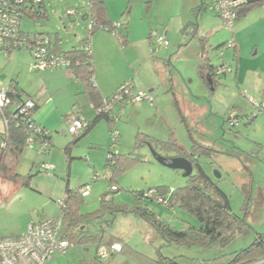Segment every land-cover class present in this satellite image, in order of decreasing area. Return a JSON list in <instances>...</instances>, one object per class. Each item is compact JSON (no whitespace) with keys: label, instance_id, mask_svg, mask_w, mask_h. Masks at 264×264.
<instances>
[{"label":"rangeland","instance_id":"374dc122","mask_svg":"<svg viewBox=\"0 0 264 264\" xmlns=\"http://www.w3.org/2000/svg\"><path fill=\"white\" fill-rule=\"evenodd\" d=\"M142 2L133 0L132 4L137 7ZM44 5L48 18L34 21L27 16L24 28L50 33L54 38L58 34L65 47L71 46L70 40L76 33L87 35L88 19L84 20L83 14L88 11V0H44ZM186 5L187 0L155 2L151 14L153 27L162 34L165 29L169 33L163 46L158 49L152 46L156 57L162 50L165 57L170 53L166 65L170 61L174 74L167 76L166 82L173 77L174 82L179 83L181 77L177 70L181 71L187 77V86L196 104L184 107L180 104L182 113L170 83L169 86L157 84L158 92L144 88L151 93L153 101H139L127 104L123 110L116 109L114 127L120 134L117 143H114L110 122L106 119L83 136L69 131L68 115L80 112L85 114L80 117L87 119L96 116L82 81L54 76L49 70H34L33 56L26 48L15 49L9 56L0 49V90L16 84L25 96L38 99L41 106L35 118L52 133L53 141L50 150L47 147L43 153L40 141L25 148L18 172L33 174L29 186L13 191L11 183L0 180V237L24 234L33 221L63 218L60 201L66 202L67 188L79 190L87 185L90 191L79 199L77 212L80 216L72 228L80 224L93 234L107 231L108 240H119L124 250L108 251L102 256L96 242L74 240L66 252H55L46 264H161L176 256L187 257L183 259L184 264H191L193 260L204 261L241 250L264 234V111H259L253 101H264V95L252 87L253 81L256 82L252 73L246 85L241 80L237 84L235 79L239 51L244 66H259L260 58H264V5L242 15L232 28L224 26L215 11L198 8L193 14V24L184 30L178 12ZM69 10H73V14H67ZM101 31L104 30L93 35L92 44L94 36ZM232 39L237 40L238 51L224 46ZM204 46L212 64L227 63L233 69L219 75L216 88L205 83L198 72ZM97 49L93 76L98 89L101 86L110 95L129 81L142 90L139 89L141 78L156 75L152 62L135 65L134 51L122 44L121 47L112 44L106 51H100L99 46ZM156 81H160L159 76ZM201 81L204 88L199 87ZM184 87L179 86L178 90L183 92ZM231 111L237 112L238 124L228 122ZM148 135L159 140L157 145L153 143L155 147ZM174 141L185 150H191L195 143L210 148L208 153L200 152L196 158L199 156L204 170L229 195L235 215L245 219L243 228L225 246L167 243L148 219L132 211H121L124 208L132 210L136 191L161 187L170 194L187 184L188 177L182 169L160 163L153 153L155 149L165 157L179 156L181 152L171 144ZM66 147H69L67 151ZM112 152L136 158L115 176L118 191H113L112 183L104 178L107 159ZM43 166L48 169L42 170ZM104 193L108 194L107 200H111L105 201L106 204H110L115 214L107 208L106 215L99 221L93 216L101 209ZM5 196L9 197L2 201ZM149 208L156 218L172 227L184 229L200 225L196 215L179 205L171 207L164 202L149 201ZM66 219L64 225L70 222Z\"/></svg>","mask_w":264,"mask_h":264},{"label":"trees","instance_id":"16d2710c","mask_svg":"<svg viewBox=\"0 0 264 264\" xmlns=\"http://www.w3.org/2000/svg\"><path fill=\"white\" fill-rule=\"evenodd\" d=\"M156 1L157 0H147V9H150L153 3ZM261 5H264V0L255 3L242 4L237 9L238 16L236 21H238L242 15L247 14L253 8ZM87 6L88 11L83 15L84 20L88 19V24L86 26L88 32L87 36L80 41L79 45L73 46L69 49H65L58 34L54 38L50 33L26 29L24 26L22 27V30L33 36L43 34L44 36L46 35L49 37L53 50L56 53L64 55V57L70 61V66L67 68L73 72L74 79L82 81L85 87L88 89L90 98L92 100V105L100 106L102 105L105 98L101 96L100 90L98 89L93 76L95 72V66L94 55L91 49L92 37L98 30L102 29L104 31L113 33L118 37L120 43L123 46H126L127 38L126 35L124 37L122 32V29L125 30L126 28V22L124 23L120 20L113 21L110 18L108 6L105 0H88ZM205 7V3H203V5L200 3L198 6V8L201 10H204ZM35 8L36 11L33 13L28 12L29 10L27 11L23 18V22L27 16L28 18H32L34 21L40 18H48L49 15L44 5V0L38 2L35 5ZM206 9L209 8L206 7ZM91 23H93L92 27H90ZM151 36L152 39H154L153 34H151ZM228 43L229 41L224 43V46H227ZM152 45L154 46L153 40ZM88 46H90L91 54H89L87 49ZM235 47L236 45L234 48ZM19 48L22 47L6 48L3 42L0 40V49L4 50L7 56H9L13 50ZM28 50L32 53L31 49L28 48ZM200 57L201 61L198 72L201 79L208 85L215 86L219 82V75H217L215 72L217 65L210 62V58L206 53L205 46L202 49ZM119 89L120 86L117 88L114 94H116ZM114 94H111L106 98H110ZM7 95L11 99V104L0 107V180H5L11 183L14 186L13 191H17L23 187L29 186L33 176L31 173L23 175L18 172L19 161L24 153L25 148L28 146V137L34 133L36 139L35 142L40 141L41 148L43 143L47 142L46 147L41 151L42 153L46 151L47 147L49 148L48 150H50L53 141L51 132L38 123L35 119L34 115L40 106L38 102L30 98L36 102V105L31 109L29 115H27L20 113V110L17 108L19 103L28 99L23 98L22 90L16 84H11V88L7 91ZM125 106L126 105L119 104L116 107H120L122 109ZM114 110L103 111L100 113L95 111V118L92 120H87V126L85 129L79 133L73 134L76 135L82 133L80 136H83L89 133L94 128V126L103 119H106L110 122V130L113 134L115 131L114 123L117 120L116 117L113 116ZM30 123H35L36 125L40 126L42 130H48L49 133L41 134L40 132H36L33 128L31 129ZM147 137L152 139L153 142L151 141V145L155 147L154 144L157 145L159 140L151 135H148ZM119 138L120 134L119 137H114V143H117ZM148 142L150 141L148 140ZM171 144L178 148V150L181 152V156L189 158L194 164L193 173L188 177L187 184L183 187L175 189L174 191H170V194H168L166 189L163 190L161 187L136 191L135 206L132 208V210L124 208L121 209V211L126 213L132 211L136 215L148 219L153 228L167 243L197 244L206 247L227 245L232 241L233 237L236 236L237 232L243 228V225H245V219L235 215L229 195L219 186L218 182L214 181L204 170V167L198 160L199 156L196 158L197 154L200 152L208 153L210 148L205 145L195 143L191 150H185L175 141ZM168 145L169 144L165 146ZM68 148L69 147H66L65 151H67ZM134 156L137 157V155ZM170 158L171 157H167V159ZM135 159L136 158L133 156L124 157L121 154L115 155L113 152L108 157L106 167L111 169L113 173V176L109 179V181L112 183L111 189L113 191L119 190L115 176L119 172L124 171L128 163ZM114 186H116V189L113 188ZM151 189H157L165 197L168 206L174 207L175 205H179L196 215L200 221V225H189L184 229H178L156 218L153 211L149 208V201L157 202L155 198L148 195V191ZM79 190H73L69 187L67 188L68 197L65 204L62 206L64 210V217L62 219L64 221V219L68 218L70 222H67L65 225L63 222L61 237L67 239L71 245L74 240L82 242V240L87 239L96 242L99 247H111L114 243L119 242V240H108L107 231H103L102 233L95 232V234H93L94 232H88V229H86L88 228L87 226H81L80 224L77 227L76 224L72 228L73 222L78 220L80 216L77 212V209L79 199H81V196L83 195L79 192ZM107 195L108 194L106 193L102 195L101 209L97 210L95 212L96 214L93 216L94 218H98L99 221L104 215H106L107 208H109L110 212L112 211L110 204H106L105 202L111 201L107 200ZM8 197L9 196H5L2 198V201L7 200ZM111 213L115 214L114 211ZM68 219H66V221H68ZM111 223L112 221L110 220L109 224ZM101 229L104 230V228ZM123 250L124 246L122 244L121 251ZM111 252L113 253L119 251ZM262 258H264V234H260L255 238L254 243L241 250L222 254L204 261L193 260L191 261V264H250ZM183 259H187V257L176 256L169 258L167 262H163L161 264H184Z\"/></svg>","mask_w":264,"mask_h":264},{"label":"built area","instance_id":"2783aa9c","mask_svg":"<svg viewBox=\"0 0 264 264\" xmlns=\"http://www.w3.org/2000/svg\"><path fill=\"white\" fill-rule=\"evenodd\" d=\"M41 0H0V40L6 48L22 47L31 49L34 58V66L37 69L61 68L69 67L70 61L64 55L56 53L52 46L50 38L46 35L39 34L37 36L30 35L22 30L23 18L28 12H35V5ZM206 7L215 11L222 20L224 26L232 28L236 22L238 13L237 9L247 0H203ZM73 10H69V14H73ZM93 23L90 24L92 27ZM154 37V46L157 48L163 46L167 39L166 33H152ZM169 44V43H168ZM167 44V45H168ZM229 46L234 47L236 40L229 41ZM91 54L90 46L87 47ZM232 71L227 64L217 65L216 74H224ZM74 75V74H73ZM153 101V97L149 91L138 90L134 87L133 82H125L120 86L119 91L110 98H105L102 105L93 106L97 113L103 111H112L119 104L127 105L134 104L139 101ZM255 106L259 111H264V101L257 102L254 100ZM11 104V99L6 91H0V107ZM36 102L32 99L23 101L17 105L20 113L29 115L31 109L34 108ZM72 115V114H71ZM71 133H79L87 126V120L84 117L77 115L69 116ZM229 123L238 124L237 112L231 111L228 117ZM31 129L41 134H48V130H42L35 123H30ZM33 130V131H34ZM115 138L119 137V131L115 129L113 132ZM35 134H31L27 139V145L32 146L35 143ZM47 142L43 143L41 151L46 147ZM47 166H43L42 170H47ZM111 169H108L104 174V178L112 177ZM116 189V186L113 187ZM79 192L82 195L89 193V186L80 188ZM148 195L161 203H166L165 198L157 189L148 191ZM64 205V200L60 201ZM63 226L62 216L55 218H45L39 221L31 222L24 234L19 236L0 237V264H46L50 261L55 252L64 253L71 246L67 239L61 237ZM122 244L117 242L111 247L101 246L100 254L107 255L108 251H121ZM264 264V258L250 263Z\"/></svg>","mask_w":264,"mask_h":264},{"label":"crops","instance_id":"0c3cea01","mask_svg":"<svg viewBox=\"0 0 264 264\" xmlns=\"http://www.w3.org/2000/svg\"><path fill=\"white\" fill-rule=\"evenodd\" d=\"M146 1L143 0L141 5H139V6L137 5V7L136 6L134 7V5L132 4L133 0H105L106 4L108 6L110 18L113 21L120 20L124 23L126 22V28H125V30L122 29V32H123L124 37L126 35V38H127L126 47L129 48V51H134V54L136 55L135 65L136 64L138 65L139 63H141L140 65H142L144 62H152V64H153V67H154L153 70L155 71L156 75L153 74V76H151L149 78L148 77H146V78L142 77L141 78V88H139V89L143 90L145 88V89L150 90V92H153V91L158 92V90L156 88L157 84L160 83V84H164V85L169 86V83H170V90L174 92L175 98L178 99L177 105H178L179 109L182 111L180 104H182L184 107V105L187 106V105H192L194 103L192 100L193 95L191 93V90H189V87L187 86L189 84V82L187 80V77L185 75H183L181 73V71H179V70H177V72L180 74V77H181V81L179 83H177L176 81L174 82L173 77H171V80L169 81V83L166 82L167 76L174 74V71L170 67L171 66L170 61H168V64L166 65V63H167L166 58L168 56H170V53L167 54V57H165L166 54L163 53L162 52L163 50H162L159 52V57H156L154 55L155 52L153 51L151 34L154 32H158L159 34H162V33H161V31L158 30V28H157V30L154 29L153 21L151 19L152 8H153L155 2L153 3V5L151 6L150 9H147ZM200 2H201V0H187V5L184 6L183 8H181V10L178 12V18H180V20H181L180 25H181V27L184 28V30H185L186 26L188 27L189 25L193 24V21H192L193 14L197 11V8H198ZM84 14H86V13H84ZM182 25H184V26H182ZM101 32L102 33L99 32L94 36L93 44L91 41V49H92V52L94 50V55H95L94 60L98 59V53H99L97 51L98 46L100 48V51L101 50L106 51L110 47V45H112V44H116V45L121 47L120 41L118 40V38L113 33L107 32V31H101ZM164 33H166V35L168 36L169 31L167 29H165ZM86 36L87 35L86 34L84 35L83 33H76L74 39L70 40L71 46L70 47L64 46L65 49H69L73 46L79 45L80 41L83 40ZM236 42H237V40H236ZM237 43H236L235 49H237V51H238V44ZM181 50L182 49H180V51ZM254 59H255V57H254ZM260 60H261V64L259 66H256V65H253L252 67H249L246 65L244 66L243 61H242V57H241V54L239 51L238 56H237L236 66H235V79H236L237 84H238V81L241 80L242 83L244 85H246V82L248 84V76H249V74L252 73V75L255 77V80H256V82L253 81L252 87H255L256 91L258 89L260 95H264V58H260ZM224 64H227V63H224ZM32 67L34 68V70H38L41 72L42 71L48 72V70H49L50 71L49 74L54 75V76H61L62 75L65 78H70L71 80L74 78L73 72L71 70H69L67 67H61V68H55V69L54 68H48V69H44V70L37 69L34 65H32ZM137 67L141 68V66H137ZM153 70L151 71V75H152ZM157 76H159V80H160L159 82L156 81ZM192 81H194V80H192ZM178 85L179 86L185 85V87H184L185 90L183 92L179 91ZM199 87L200 88L203 87L202 81H201V83L199 82ZM10 88H11V85L8 88L4 87L2 90L8 91ZM99 88H100L101 96H103V98H106L110 95L101 86ZM215 88H216V86H215ZM2 90H0V91H2ZM143 91H146V90H143ZM23 98L24 99L32 98V99L36 100L38 102V104L41 106L38 99H35V98H33L31 96H27V95L25 96V94H23ZM194 104H196V103H194ZM40 106H39V108H40ZM116 109H117V107L114 110L115 115H117ZM119 109L123 110V108L121 109L120 107H119ZM184 111H186V110H184ZM182 113H183V111H182ZM75 115L85 116L84 113H80V112H77V114H75ZM115 115H113V116L115 117ZM68 117H69V115L67 116L66 119H68ZM94 118H95V116L92 119H94ZM85 119L86 120H92L91 118H89V119L85 118ZM182 121L186 122V120H182ZM38 123H40V122H38ZM40 124L46 128L45 125H43L42 123H40ZM190 128L191 127H189V129H188L189 132H190Z\"/></svg>","mask_w":264,"mask_h":264},{"label":"water","instance_id":"95a60500","mask_svg":"<svg viewBox=\"0 0 264 264\" xmlns=\"http://www.w3.org/2000/svg\"><path fill=\"white\" fill-rule=\"evenodd\" d=\"M258 1H261V0H247V3H255ZM201 4L203 5V0H201ZM204 10H206V7L204 8ZM153 153L156 159L160 163H163L164 165H167L168 167H171V168L182 169L184 171L183 173L184 176L189 177L193 173L194 164L189 158L179 155V156L167 159V157L158 153L155 149L153 150Z\"/></svg>","mask_w":264,"mask_h":264},{"label":"clouds","instance_id":"9594fccd","mask_svg":"<svg viewBox=\"0 0 264 264\" xmlns=\"http://www.w3.org/2000/svg\"><path fill=\"white\" fill-rule=\"evenodd\" d=\"M262 1V0H261ZM236 23V22H235ZM224 74H227V73H224ZM220 75H222V74H220ZM7 92V91H6ZM113 176V175H112ZM107 180H109V179H107ZM83 196H85V195H83ZM165 198V197H164ZM158 202V201H157ZM165 204H167V201H166V203Z\"/></svg>","mask_w":264,"mask_h":264}]
</instances>
